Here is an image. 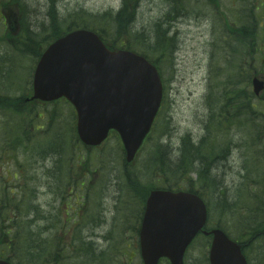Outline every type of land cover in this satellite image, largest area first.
I'll return each instance as SVG.
<instances>
[{
  "label": "rangeland",
  "instance_id": "374dc122",
  "mask_svg": "<svg viewBox=\"0 0 264 264\" xmlns=\"http://www.w3.org/2000/svg\"><path fill=\"white\" fill-rule=\"evenodd\" d=\"M255 2L260 5V7L264 8V4H262L264 0H256ZM120 3L121 0H58V11L62 18L66 17L68 11L77 10L78 8H83V11L86 13L96 14L107 11L108 9H116L120 6ZM184 4V10L180 12L182 17H177L174 22H171L170 26L169 35H172L174 39L170 54L171 57H169L168 61L159 62L160 68L158 70L161 74L164 88L163 104L157 119H155V125L144 147L135 160L137 170L139 168L141 171L145 172L152 171L148 165V160L157 143L165 145L164 148L166 149V153L164 158L172 160L178 155V147L182 136L188 134L191 139L197 140L203 135L204 122L207 121L208 117V92L216 80L223 79L224 74L218 69L223 68L226 64L225 60L229 57V51H231L232 63H234L233 56L234 58L237 56L235 52L232 56V50L235 45L239 48V41L224 34L225 31L228 30L227 26L233 27V25L229 24L225 27L223 21L225 22V19L228 17L230 19L234 17L235 21H237L238 9L245 5V0H218L217 9L208 5L205 0H185ZM33 5L36 6V1ZM169 9L170 5L164 0H138L136 25H131L132 30L135 32L144 31L149 35H153L152 29L150 30V28L154 27L153 25L155 22H158ZM187 10H191V12L187 13ZM21 13H24L23 8H21ZM86 13H82V16H86ZM234 13L236 16H233ZM260 18V26L263 27L260 29L258 23H255L252 29V36H254L253 40L257 38V42L254 43V49L255 47L263 45L264 40V15L260 14ZM77 20H79V24H91L89 17L87 19L77 17L76 21ZM60 22V28H66L71 22V18L60 20ZM26 26L29 31L40 33L41 36H44V39L46 37L45 34L48 35L50 33V26L47 19L40 25L33 26L28 23ZM110 27L111 26H108V33L111 31ZM44 39L41 40V49L45 47V43L42 42ZM151 39L153 40V38ZM20 44L24 45L25 43ZM5 49L12 48L9 44L0 45V52H5L4 55L0 54V92L2 95H9L13 92L14 95H16V93L18 94L17 89L12 87L15 86L22 90L26 88V82L29 81L30 78L32 61L31 59L15 57L14 53ZM239 49L245 53L243 58L245 62L249 63L251 73L255 72L259 73V75H264L263 52L258 53V60L255 61V59H253L254 63L250 64L251 58L247 55L250 48L241 46ZM254 49L252 50L253 56H255ZM136 50L138 51V49ZM5 58H7V60H14V63H8L4 60ZM241 79H248L247 69L245 68L241 70L235 82L237 83ZM247 84L245 92L252 95V98H250L251 103H256L257 100H259L262 105V102L264 103V90L261 92L260 96L256 97L251 91L250 83L248 86ZM218 89L221 90V86L213 89L214 94H216ZM253 97H256V100L253 99ZM42 114L45 120L50 119L49 117L51 114H55V116L61 118V122L65 124L63 114L68 115L69 111L66 110L65 105L61 104V102H57L52 110H50V107L43 109ZM17 119L18 116L16 114L12 115L6 113L4 115V112L0 111V146L6 141L7 133L17 128ZM19 122H21L20 115ZM240 125H242L243 127L241 128L245 130L243 139L244 141H248V146L239 147L231 145L229 154L219 159V164L212 172L215 180H209L204 190H200V188L196 187L199 191H202L204 200L209 202L211 210V219L208 217L209 225H215L217 221L218 212L216 202L218 201V195L225 196L224 194H230L234 189H236L234 195H244L247 191H254L257 189L256 183H260V187L264 184V130L256 128L250 123L240 122ZM25 126L29 127V122H27ZM36 129L38 130V127H36ZM253 132H258L259 136L257 137ZM238 137L239 132H233V138L238 139ZM46 138L51 141L54 139V135L49 134ZM251 140L252 142H250ZM75 145H77V141L73 136H70L68 146L73 147ZM18 150L21 153L24 149L18 148ZM71 151L77 153H72L69 159L70 163L77 165L76 161L80 160L83 166H79V170H81V168L86 170L90 179H102L105 184L109 182L111 184L109 190L110 194H120L118 185L122 183L120 176L123 171V150L120 139L116 134L112 133L106 142L99 148L85 150L82 148V144L78 142L77 148H72ZM32 152L33 154L28 158L27 162L30 161L31 173H33L36 178L39 179L41 177L39 171L40 166L44 168L58 166V164H55L56 161L53 160L51 155L46 158L40 157L42 160L38 162L39 158L37 154L34 155V150H32ZM82 155L88 157V159L82 160L80 158ZM18 158L22 160L23 156L18 155ZM4 165L5 161L0 162V174L2 175V166ZM70 169L75 175L78 173L76 169ZM190 177L191 179L186 178V180L193 183L196 179V174L192 173ZM157 178V174L153 173L149 181L154 182ZM55 179H57V181L62 180L59 176H56ZM40 183V185L38 181L35 183L38 197L36 201L42 205L51 202L55 208L58 203H64L63 201L65 199L72 198L76 193H78L79 196L84 194V192L80 190V185H78L75 190H71L70 198L66 197L64 200H59L57 202L56 199L59 198L55 195L59 192L58 183L48 176H42ZM99 183L101 185V182ZM239 187L241 190L238 191ZM231 199L232 197L227 198L228 201H231ZM250 201L251 198L248 196L241 199L239 205L247 209ZM86 203H89L88 199H86ZM125 212L126 209L118 214L124 215ZM68 215L72 218L75 216V212L70 211ZM229 219L232 220L231 218ZM68 223H70V220ZM227 225L231 236L239 237V232L235 229L233 222L231 221ZM72 227V225L67 227L64 237L71 234L70 231ZM50 244L51 241L48 246ZM208 245L209 239L200 236L192 246L189 247L185 256V263L196 264L203 261L204 257L208 254ZM48 246H46V249ZM38 249L42 256L45 252V248L41 247L40 244ZM23 264H31V262H24ZM93 264H105L103 262V257L95 260ZM160 264L167 263L166 261H162Z\"/></svg>",
  "mask_w": 264,
  "mask_h": 264
},
{
  "label": "water",
  "instance_id": "95a60500",
  "mask_svg": "<svg viewBox=\"0 0 264 264\" xmlns=\"http://www.w3.org/2000/svg\"><path fill=\"white\" fill-rule=\"evenodd\" d=\"M252 83L258 94L263 82L255 78ZM61 96L76 109L77 132L84 144L97 145L110 129L116 130L130 162L158 110L162 84L156 67L142 55L109 50L95 32L77 29L48 47L34 74L33 98L50 101ZM205 220V205L197 195L152 190L140 230L144 264H157L162 257L183 264L185 249ZM204 233L212 235L210 264H246L241 245L221 229Z\"/></svg>",
  "mask_w": 264,
  "mask_h": 264
},
{
  "label": "trees",
  "instance_id": "16d2710c",
  "mask_svg": "<svg viewBox=\"0 0 264 264\" xmlns=\"http://www.w3.org/2000/svg\"><path fill=\"white\" fill-rule=\"evenodd\" d=\"M172 3V6H177V0H166ZM213 4H217V0H209ZM99 22V31L101 36L105 39L104 33L105 28L103 23L108 19L114 24V33L110 40L106 43L110 48H112L116 42H119L124 34L122 31H126L129 24L135 21L134 9H130L128 2H124V5L120 11L114 15H110L107 19L102 17L101 19L94 18ZM173 19V15L164 16L158 22H155L151 27L153 35H149L144 31H132V34L128 36V47L137 46L139 52L148 58L152 63H154L158 69L160 68V61H168L169 55L167 52V46H171L172 37L168 36V30L170 21ZM59 22L53 17L50 20L49 26L57 31ZM252 24V18L250 14L246 15V18L239 20L238 26L230 30L234 37L239 41V48L241 46H247L250 50L254 49L252 30H249V26ZM167 25V27H165ZM252 36V37H251ZM231 37V35H230ZM151 38H154L153 40ZM232 38V37H231ZM242 50L239 52L241 53ZM224 68L221 70L224 74L222 80H216L214 85L208 92L207 102L209 108V115L206 122V135L201 136L198 143L195 145L191 137L186 135L182 137L180 147L178 148L179 155L175 158V162H170L168 158H164V153L162 149L164 145L158 144L156 150L154 151L150 161L155 164L162 166H169V164H174V178L175 186L179 185V179H185L192 172H196L199 181L203 185H207V181L212 177L213 165L217 163V159L222 157L220 152H216L215 144L218 142L222 148L225 149L226 154L228 153V145L232 142V128L233 126L239 127L240 122L250 123L256 128L264 130V115L257 112L256 106L250 103V98H252L250 93L245 92L246 84L249 82L250 78V66L249 63L245 62L244 58L239 55L238 63H232L231 51H229V57L225 60ZM247 69L248 79H241L237 83L235 82L236 77L240 74L241 70ZM220 70V69H218ZM216 73V72H215ZM216 94H214L213 89L219 88ZM252 106V107H251ZM242 125H240V128ZM225 152L223 156L225 155ZM223 153V151L221 152ZM215 160V161H214ZM255 203H264V193L261 191H256L254 194ZM239 195L233 196L231 201V207L236 205V201L239 199ZM226 198L222 197L221 201L224 202ZM224 208H227L224 206ZM235 209V208H234ZM261 213L264 208L261 209L258 206ZM236 211V209H235ZM252 207H247V209L239 208L237 214L240 219H243V224L241 229L246 232L248 236H258L264 234V218L262 223L259 222L257 216H252ZM4 218H0V230L1 222ZM221 226L225 227L224 224ZM33 262L31 264H41L39 257L32 258Z\"/></svg>",
  "mask_w": 264,
  "mask_h": 264
},
{
  "label": "flooded vegetation",
  "instance_id": "af4514ba",
  "mask_svg": "<svg viewBox=\"0 0 264 264\" xmlns=\"http://www.w3.org/2000/svg\"><path fill=\"white\" fill-rule=\"evenodd\" d=\"M35 1L36 6L33 5ZM45 1L48 3V0H27L23 2V6H25L24 13H21L20 7L18 6V4H21L20 2L7 3V10L10 13L12 12V19L8 18L7 23H5V19L0 20L6 27L4 34L8 36L11 31H15L16 28L22 29L28 23L34 26L42 24L45 19L47 21L51 20L54 14L49 8H46ZM5 7L6 4L1 0L0 14L1 11L4 12ZM14 22L15 26L13 27ZM31 95L32 89H29L24 94L25 106L28 109H32L35 106L43 109L49 106L50 110H52V107L57 102L67 103L64 99L52 102L32 100L30 99ZM36 115L40 116V113ZM49 118L51 120L48 119V125H46L47 120L38 121L40 137H46L42 136L41 130H47L46 134H49L48 128H50V134L55 135V139L51 141L50 146L55 148L59 143L57 147L58 153L72 152V148H77V145L73 147L68 146V138L74 132L68 128L71 125L67 121L63 124L61 118H57L53 114ZM42 119H44L43 115ZM87 173L86 170H82V177L79 181L81 190H83L84 196L88 199L89 203H86L85 199L75 211L74 226L71 233L73 247L78 250L86 249L91 251L93 255L90 258L91 261L103 257L105 264H142L139 243V229L142 219L141 205L139 204L135 207L132 202L125 200V198H130L131 196L123 194L124 185L120 183L118 185L120 194L112 195L114 200L113 207L107 208L108 210H106V207H101L100 205L102 200L100 199V201L96 196L99 192L110 190L111 184L109 182L105 184L102 179H90L86 177ZM99 182H101V185ZM124 209H126L124 216L118 214ZM82 233H85V235L83 236Z\"/></svg>",
  "mask_w": 264,
  "mask_h": 264
},
{
  "label": "bare ground",
  "instance_id": "6f19581e",
  "mask_svg": "<svg viewBox=\"0 0 264 264\" xmlns=\"http://www.w3.org/2000/svg\"><path fill=\"white\" fill-rule=\"evenodd\" d=\"M176 17H179L180 18V15H179V13L177 12L176 13ZM154 39V38H153ZM167 49H169V51L172 49V47L171 46H167ZM162 152L165 154L166 153V149L165 148H163L162 149ZM60 158H61V155H59L58 156V161L60 160ZM170 162H175V158L174 159H172V160H169ZM51 172V174L52 175H54V173H55V171L52 169V170H50V169H48V168H45L44 169V172L46 173V172ZM262 190H264V187H263V189ZM100 201H101V203H100V205H101V207H106V210H108L107 208H112L113 207V204H114V200H112L113 198H112V193L110 194V191L109 190H105V191H103V192H99V193H97V196H96ZM112 198V199H111ZM49 216V215H48ZM50 217V216H49ZM243 219H240L239 220V222H240V224L241 225H244L243 224V221H242ZM49 223H50V219L47 217V220L45 221V223L43 224V233H44V238L46 239L47 238V236L49 235V231H48V227H49ZM86 228V227H85ZM86 231H88V230H86ZM82 235L84 236L85 235V233H82ZM262 235V234H261ZM261 235H258V236H249L245 241H244V245L246 246V247H250V246H252V244H254L255 243V240H256V238L257 237H259V236H261Z\"/></svg>",
  "mask_w": 264,
  "mask_h": 264
}]
</instances>
